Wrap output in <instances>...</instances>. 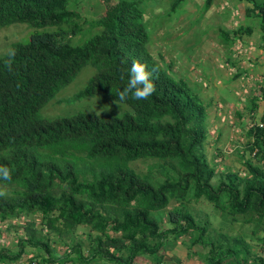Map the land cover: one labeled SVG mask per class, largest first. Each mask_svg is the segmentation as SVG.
<instances>
[{"label": "trees", "instance_id": "16d2710c", "mask_svg": "<svg viewBox=\"0 0 264 264\" xmlns=\"http://www.w3.org/2000/svg\"><path fill=\"white\" fill-rule=\"evenodd\" d=\"M70 1L0 0V25L23 21L57 27L34 31L0 55V165L12 175L10 180L0 178V221L41 212L40 229L26 225L28 239L21 235L18 240L44 246L47 258L40 264L76 260L69 254L54 260L51 238L41 233L43 228L74 241L79 225L89 227L93 256L115 257L125 251L126 256L116 258L134 264L139 254L157 249V244L150 249V237H157L158 243L162 239L153 212L165 209L171 198L184 201L191 189L195 199L203 197L227 214L243 215V223H253L252 232L263 230L264 129L254 123L249 130L254 139L248 148H257V163L246 157L244 174L230 169L217 173L204 151L207 106L187 80L173 76L171 62L161 63L149 50L143 19L147 0H100L102 12L91 22L100 30L78 44L67 38L80 30L81 14L69 7ZM181 1L169 0L170 12ZM212 2L205 0V8ZM253 5L246 13L259 17L264 32V0ZM243 30L250 34L252 27ZM221 35L229 37L226 31ZM10 49H15L14 56L9 57ZM133 61L152 73L155 91L140 100L130 94L123 102L131 111L120 115L78 111L54 118L40 114L87 64L95 72L68 99L102 95L121 101L118 92L128 81ZM260 90L264 96V86ZM144 158H156L158 163L141 173L130 163ZM216 174L219 182L213 186ZM167 221L176 231L175 240L194 228L193 214L185 206L170 209ZM215 238L217 248L207 264H223V258L230 256L227 252H232L231 242L240 243L242 250H236L235 263L226 264H245L249 250L241 237L218 233ZM162 244L160 260L166 242ZM79 246L81 242H73L78 259ZM10 249L0 247V264L20 256L18 252L10 257ZM242 251L246 254L239 257ZM251 264H264V259L258 257Z\"/></svg>", "mask_w": 264, "mask_h": 264}, {"label": "rangeland", "instance_id": "374dc122", "mask_svg": "<svg viewBox=\"0 0 264 264\" xmlns=\"http://www.w3.org/2000/svg\"><path fill=\"white\" fill-rule=\"evenodd\" d=\"M261 1L254 0L253 2ZM204 2L205 0H183L177 10L170 12L169 0H147L144 4L143 19L150 35L148 47L161 63L171 62L173 76L187 80L207 106L204 120L206 126L204 151L208 160L217 167V173L230 169L241 175L244 174L243 159L251 157L252 162L257 160V155L254 154V152L257 153V148L251 150L248 146L254 139L253 133L250 134L249 130L254 122L258 123L256 121L258 115L256 114V120L252 119L248 108L243 107L242 109L237 103L230 105L224 97L226 92L222 85L225 84L227 78L236 79L238 77L235 67L239 66L236 55L240 49L238 48L239 43L235 40L237 34L234 32L238 31V27L242 24L253 26L255 33L251 38L259 41L260 33L263 34V31H260V19L257 15L242 19L241 13L234 7V14L229 16L232 3L228 0H213L208 8H205ZM101 6L100 0L70 1L69 7L81 14V17L77 19L80 26L79 32L67 36L72 44H78L100 30V27L91 26V22L100 16ZM56 29L55 26L37 27L23 21L0 25V55L7 52L12 43L26 41L34 31ZM222 31L228 32L230 39L225 40V37L221 35ZM243 38L248 42L250 37L244 34ZM240 48L242 51L243 48L246 49L243 46ZM262 52L264 53V48ZM232 64L235 67H232ZM94 72L95 67L92 64L85 65L73 81L62 87L55 97L40 109V114L54 118L78 111L102 115H120L131 111L128 103L114 100L110 96L92 95L72 101L68 99L84 88ZM255 89H259V86ZM255 89L251 92V99L257 96ZM233 91H237V88L234 87ZM239 100L243 102L242 99L239 98ZM248 100H250L249 97L246 101ZM157 163L156 158H144L137 159L130 164L137 171L144 173L148 168H154ZM218 182L219 174H216L211 183L216 186ZM193 194V189H191L184 201L171 198L165 209L153 212L160 225L162 239L158 243L157 237H150L147 240V243L152 245L150 249H154L153 246L156 244L157 249H154V253L147 251L139 254L134 264H160L159 255L163 252L162 243L167 240L173 242L171 247L179 252L177 254L180 259L179 263L207 264L208 257L216 251L217 246L212 240L217 239L215 237L218 233L239 236L245 241L249 250L245 264L257 262L258 257L264 259V228L263 230L255 229V232H252L253 223H243L241 221L243 215L227 214L226 210L216 207L203 197L195 199ZM222 200H226V197H222ZM178 206H185L193 214L194 228L188 229L183 236L175 240L173 233L176 231L167 221V213ZM41 219V212L36 211L29 215H20L0 221V247L11 248L8 252L10 257L21 252L18 258L10 259L7 264H40L43 259L47 258L43 245H31L27 241L22 244L18 241L21 235L28 239L25 234L26 225L40 229ZM56 225L63 229L60 223L56 222ZM204 227H206L205 230ZM88 232V226H77L73 232L74 241L67 235L58 236L53 231L50 232L47 226L41 233L51 238L49 245L52 249L51 255L55 257L54 260H61L68 254L76 258L64 264H127L126 261L116 258L121 257L120 255L126 256L125 251L116 252L115 257L105 253L93 256L95 251L90 250L92 243L87 237ZM91 233L94 235V232ZM119 234L111 233L114 236H119ZM73 242H81V246L78 247L79 259L72 247ZM231 246L232 252H227L230 256L224 255L223 264L235 263L236 250H242V245L238 242H231ZM167 250L169 251L168 247ZM245 254L242 251L238 256L244 257ZM51 261L49 260L48 263L54 264Z\"/></svg>", "mask_w": 264, "mask_h": 264}, {"label": "crops", "instance_id": "0c3cea01", "mask_svg": "<svg viewBox=\"0 0 264 264\" xmlns=\"http://www.w3.org/2000/svg\"><path fill=\"white\" fill-rule=\"evenodd\" d=\"M228 1L232 3V13L230 12L228 14L229 16L234 14L233 8L235 7L236 10L241 13L242 19H244L245 17H254V13H250V15L246 13L247 8H254L252 0ZM248 26L250 25L245 26L244 24H242L238 27L239 29L237 28L238 33L235 40L240 44V46H243L247 49L246 50L243 48L242 51L238 44V48L240 49L241 53L238 52V54L236 55V60H239V66L235 67L234 64H232V67H235V71L238 77L236 79L227 78L225 84H223L222 86H224L223 90L226 92V94L223 92V94H225L224 97L230 105H233V103H237L242 109L243 107L244 109L248 108L251 114V118L256 120L257 114L258 119L256 121H259L264 115V96L260 90L261 87L264 86V69H261L262 67H264V53L262 52V49L264 48V32L263 34L260 33V40L256 41L254 38H251V36L255 33L253 26H250L252 27V31L250 34L245 33V31L243 30ZM257 27H259L258 24ZM244 34H247V36L250 37L248 42L243 40ZM226 39L230 38L226 37L225 40ZM257 86H259V89H255ZM234 87H236L237 91H239L240 93H236L237 91H233ZM253 89L257 91V96H255L254 99H251V92ZM248 97L250 98V100L246 101ZM239 98L242 99L243 102H241ZM261 138L264 139V135ZM171 246H173V242L167 240L165 249L166 251H164V255L160 264H181L179 263L180 259L177 255L179 254V252L174 251ZM167 247L169 251L167 250Z\"/></svg>", "mask_w": 264, "mask_h": 264}, {"label": "clouds", "instance_id": "9594fccd", "mask_svg": "<svg viewBox=\"0 0 264 264\" xmlns=\"http://www.w3.org/2000/svg\"><path fill=\"white\" fill-rule=\"evenodd\" d=\"M9 57L15 55V49L9 50ZM152 73L146 71L145 65L133 61L130 74L126 85L119 90L118 95L121 101L128 99L129 95L137 100L149 97L155 91V84L150 79ZM263 120H259L258 123ZM256 122V124L258 125ZM0 178L10 180L12 178L11 171L7 166L0 165Z\"/></svg>", "mask_w": 264, "mask_h": 264}, {"label": "built area", "instance_id": "2783aa9c", "mask_svg": "<svg viewBox=\"0 0 264 264\" xmlns=\"http://www.w3.org/2000/svg\"><path fill=\"white\" fill-rule=\"evenodd\" d=\"M258 126L264 129V121H260L258 123ZM254 154H255V152H254Z\"/></svg>", "mask_w": 264, "mask_h": 264}]
</instances>
